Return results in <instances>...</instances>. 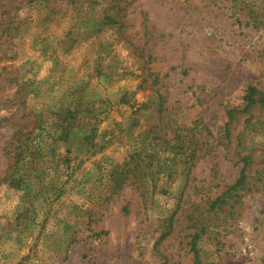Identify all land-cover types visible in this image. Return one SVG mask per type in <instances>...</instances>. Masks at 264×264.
I'll return each mask as SVG.
<instances>
[{"label":"rangeland","instance_id":"1","mask_svg":"<svg viewBox=\"0 0 264 264\" xmlns=\"http://www.w3.org/2000/svg\"><path fill=\"white\" fill-rule=\"evenodd\" d=\"M0 264H264V0H0Z\"/></svg>","mask_w":264,"mask_h":264},{"label":"trees","instance_id":"2","mask_svg":"<svg viewBox=\"0 0 264 264\" xmlns=\"http://www.w3.org/2000/svg\"><path fill=\"white\" fill-rule=\"evenodd\" d=\"M253 92H254V88L253 87H250L249 88V91H248V93H247V96H246V100L248 101V103H251L252 101H253V99L251 98L252 96H253ZM246 165H247V163L242 167V169H241V176H240V178H239V180H238V183H237V185H240V184H244L245 183V179L247 178V176H246V174H245V170H246ZM12 184H14V187H16V188H19V187H21V184H22V182H21V180L19 179V180H14V181H12ZM220 199L218 198V199H216L215 201H213V203H212V205L214 204V203H217L218 201H219ZM198 237H199V234L197 233V234H195L194 235V239H193V246H192V249L194 250V257L195 258H197L198 257V251H197V249H196V241H197V239H198Z\"/></svg>","mask_w":264,"mask_h":264}]
</instances>
